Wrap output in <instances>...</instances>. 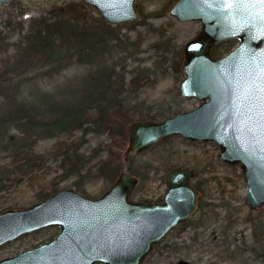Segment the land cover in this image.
Listing matches in <instances>:
<instances>
[{"label": "water", "instance_id": "water-1", "mask_svg": "<svg viewBox=\"0 0 264 264\" xmlns=\"http://www.w3.org/2000/svg\"><path fill=\"white\" fill-rule=\"evenodd\" d=\"M81 1L109 24L137 17L135 0ZM169 13L179 22L201 23L198 35L184 45L179 85L182 96L201 102L163 120L128 122L123 169L99 197L64 188L28 207L0 212V247L59 228L52 239L2 257L0 264H141L154 244L198 208L195 170L187 166L168 169L161 201L130 198L138 182L129 170L134 157L176 135L214 142L221 160L241 168L250 209L264 205V0H177ZM232 38L237 45L213 56L216 43Z\"/></svg>", "mask_w": 264, "mask_h": 264}, {"label": "rangeland", "instance_id": "rangeland-1", "mask_svg": "<svg viewBox=\"0 0 264 264\" xmlns=\"http://www.w3.org/2000/svg\"><path fill=\"white\" fill-rule=\"evenodd\" d=\"M176 1L135 0L134 6L138 5L140 12L135 7L137 17L134 20L108 23L119 33L121 40L130 43V47L119 55L116 52L107 53L97 61L114 63L116 72L123 70L126 79L136 73L142 76L133 90L122 92L115 101L124 105L128 115H114V126L110 131L105 129L99 134L89 132L83 139L79 137L80 133L74 134L73 148L79 147L78 152L84 161L78 174H67V166L62 167L54 160L53 155L58 149L53 145V139L39 140L38 151L49 157L46 173L34 178L32 185L24 180L16 187L0 192V212L25 208L37 202L36 190L51 182H57L59 189L73 188L88 197H99L123 169L128 139L118 132V127L127 117L135 120L140 113H164L156 117V120H163L164 116L191 109L201 102L197 97H184L179 91L185 77L181 70L183 48L187 41L198 35L201 23L199 20L177 21L169 13ZM70 2L85 7L84 12L91 21L101 18L93 6L81 0H10L0 3V32L5 37L0 54V71L12 74L11 69L17 62L14 49L23 54L22 47H16L21 35L20 23L26 28L31 18L49 16L48 9L53 4ZM8 15L10 21H7ZM230 40L226 44L229 50L238 43L237 38ZM226 50L222 47L221 55ZM174 61H179L177 69L174 68ZM46 69L24 73L28 77H37L35 85L30 82L32 86L26 90L28 98L36 97L39 89L54 99L68 98L79 92L88 81L89 67L83 64H74L53 73ZM94 116L95 111H90L89 118ZM218 155L219 147L212 141H191L176 135L157 142L134 157L129 170L138 178V183L131 192V199L161 198L167 189L165 175L168 169L187 166L195 170L192 183L203 182L199 198L206 203L197 208L192 217L183 223L184 226L181 224L170 230L154 244L141 264H173L179 259L189 260L191 264H264V233L259 234L257 227L255 232L261 240L253 235L255 225H264V205L250 209L245 198L246 183L241 168L238 164H227ZM103 160L108 165L119 167L112 181L97 169ZM58 231V227L52 226L21 236L0 247V258L34 247L55 236Z\"/></svg>", "mask_w": 264, "mask_h": 264}, {"label": "trees", "instance_id": "trees-1", "mask_svg": "<svg viewBox=\"0 0 264 264\" xmlns=\"http://www.w3.org/2000/svg\"><path fill=\"white\" fill-rule=\"evenodd\" d=\"M135 7L140 12L139 6ZM84 11L85 7L72 2L53 4L48 9L49 16L31 18L26 28L20 23L21 35L16 47H22L23 54H18L17 49H14L17 62L11 69L12 74L0 71V192L16 187L24 180L31 184L34 178L46 173L49 157L37 149L42 138L54 140L53 145L58 149L53 155L54 160L60 162L62 167L67 166V174L80 173L84 161L78 152L79 147L73 148L74 134L80 133L79 137L83 139L89 132L99 134L105 129L110 131L114 126V115H128L124 105L115 101L122 92L133 90L142 76L136 73L126 79L123 70L121 73L116 72L114 63L97 60L107 53L116 52L119 55L130 47V43L121 40L119 33L102 18L91 21ZM9 17L7 21H10ZM4 41L5 37L0 32V54ZM230 41L227 39L215 44L212 54L219 56L222 47H226L228 52L226 44ZM74 64L89 67L88 81L71 97L54 99L40 89L36 97L28 98L25 94L28 87L37 82V77L25 76L26 71L47 68V72L53 73ZM173 64L177 69L179 61ZM92 110L95 116L89 118ZM163 115L147 112L137 117L156 120L157 116ZM131 120L132 117H127L118 127L124 139L127 135L123 126ZM97 169L112 181L119 167L108 165L103 160ZM193 185L199 192L203 190L202 181ZM57 190V182L39 188L35 192L36 201ZM204 204L199 198L198 207L202 208ZM260 224L254 226L253 235L257 239L259 234L264 233V225ZM257 227L258 235L255 232Z\"/></svg>", "mask_w": 264, "mask_h": 264}, {"label": "flooded vegetation", "instance_id": "flooded-vegetation-1", "mask_svg": "<svg viewBox=\"0 0 264 264\" xmlns=\"http://www.w3.org/2000/svg\"><path fill=\"white\" fill-rule=\"evenodd\" d=\"M138 183V182H137ZM135 188V187H134ZM60 190V189H59ZM56 192V191H55ZM54 193V192H53ZM102 195V194H101ZM161 199H162V197L161 198H159V199H157V200H153V201H161ZM47 228V227H46ZM37 232V231H36ZM55 237V236H54ZM165 237V236H164ZM163 237V238H164ZM52 239V238H51ZM49 240V239H48ZM47 241V240H46ZM161 241V240H160ZM45 242V241H44ZM39 245V244H38ZM37 246V245H36ZM14 255V254H13ZM98 264V263H97Z\"/></svg>", "mask_w": 264, "mask_h": 264}]
</instances>
